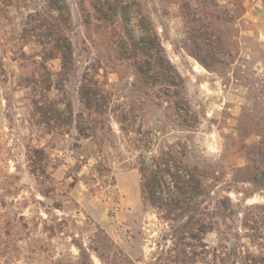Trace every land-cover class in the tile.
Listing matches in <instances>:
<instances>
[{
	"label": "rangeland",
	"instance_id": "1",
	"mask_svg": "<svg viewBox=\"0 0 264 264\" xmlns=\"http://www.w3.org/2000/svg\"><path fill=\"white\" fill-rule=\"evenodd\" d=\"M66 1L72 60L64 68L44 57L54 42L47 0H0L4 200L24 202L29 218L46 210L61 219L54 242L63 264L264 263V232L233 230L244 206L263 202L247 178L252 145L264 137V0H214L224 19L207 29L186 21L208 22L207 13L183 11L180 0H126V20L92 8L93 0ZM45 78L50 98L64 111L70 103L72 123L67 111L57 125L34 115L33 93ZM145 140L146 160L183 147L205 186L230 198L236 213L222 218L223 234L183 236L185 215L143 201L137 148Z\"/></svg>",
	"mask_w": 264,
	"mask_h": 264
},
{
	"label": "trees",
	"instance_id": "2",
	"mask_svg": "<svg viewBox=\"0 0 264 264\" xmlns=\"http://www.w3.org/2000/svg\"><path fill=\"white\" fill-rule=\"evenodd\" d=\"M125 1L96 0L94 2L93 0L90 1V6L100 12L102 10V14L113 11L116 16L120 15L123 20H126ZM176 3L183 11L189 12L191 7H200L207 13L208 22L197 20L194 17L186 20L187 23H197L200 28L207 29L214 22L224 19L219 13L217 2L214 0H196L194 2L180 0ZM47 7L48 11L45 13L44 20L48 23V30L52 34L54 42L44 57L46 59L58 57L61 66L67 68L72 60L71 41L66 26L70 18L67 1L47 0ZM103 17L105 16L103 15ZM207 31L205 30L204 33L207 34ZM218 40H221L219 36ZM222 46L223 42L220 43V47ZM146 53L147 51L144 52V55L150 58L151 56ZM48 80L50 81L49 84ZM37 82L38 80H35L34 84ZM39 84H43V86L40 85V89H35L31 101L34 115L39 117L41 123L49 124L52 122L57 125L61 121L62 115L67 111L66 117L69 123H72L74 120L70 103H67L64 111L61 109L60 102L50 98L51 79L45 78ZM84 97L89 108L96 106L95 101L97 100L92 91L85 90ZM113 115L119 125L125 121V114L122 111L113 112ZM150 144L149 140H145L137 148L141 157L138 170L141 175L140 193L143 201H148L152 205L159 203L170 211L176 210L178 215H185L187 221L181 227L183 236L192 235L194 230L203 233L213 230L223 234V231L219 229L222 218L224 220V217L227 216L226 213H236V211L233 212L230 198L205 186L204 180L206 178L202 175L203 171L199 166L190 164L185 156V148L162 150L159 157L151 159L152 162H150L146 160L147 153L150 151ZM252 146L256 158L250 166L251 173L247 182L255 185L253 193L259 194L263 198V202L244 206V210L240 212L239 224L233 227L235 233L238 234L242 231L248 237L255 236L253 232H264V137L253 143ZM34 151L40 152L35 148ZM211 179L216 180L214 177ZM8 195L0 194V264H63L61 259L56 257L57 247L54 242L55 237L59 236L57 231L62 225L61 219L56 216L53 217V214L46 210L44 212L48 217L44 218L37 214L29 218L23 210L24 202L12 198L11 202L7 203L4 199ZM242 200L245 201L244 198ZM156 207L161 208L159 205ZM201 211L209 219L205 217L196 219L194 215ZM193 223H196L198 227L193 226ZM247 231L250 232L247 233ZM95 232L106 237L102 229L96 228ZM230 232L227 231L225 234ZM259 239L264 241L263 236H260ZM71 243L81 249L75 239ZM97 248V246L94 247L95 250ZM258 248H264V244L259 243ZM81 256L83 258L87 256L84 250ZM254 264L260 263L255 261ZM261 264H264L263 261Z\"/></svg>",
	"mask_w": 264,
	"mask_h": 264
}]
</instances>
